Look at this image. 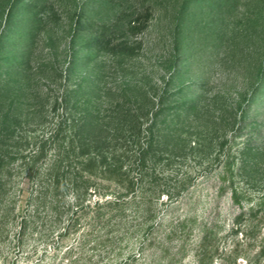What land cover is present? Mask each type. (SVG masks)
<instances>
[{
  "label": "rangeland",
  "instance_id": "1",
  "mask_svg": "<svg viewBox=\"0 0 264 264\" xmlns=\"http://www.w3.org/2000/svg\"><path fill=\"white\" fill-rule=\"evenodd\" d=\"M5 114L0 151L20 155L50 157L93 120L92 138L131 165L153 132L150 173L173 196L158 202V239L174 230L175 264H198L206 234L212 264H261L264 0H0ZM16 225L0 264H62Z\"/></svg>",
  "mask_w": 264,
  "mask_h": 264
},
{
  "label": "trees",
  "instance_id": "2",
  "mask_svg": "<svg viewBox=\"0 0 264 264\" xmlns=\"http://www.w3.org/2000/svg\"><path fill=\"white\" fill-rule=\"evenodd\" d=\"M10 120L5 114L0 127L14 133ZM94 127L87 120L69 140L57 135L50 157L45 146L25 155L0 151V236L17 221L21 244L35 237L42 255H61L62 264H175L174 230L158 239V202L173 196L150 173L153 132L129 165L113 141L92 138ZM17 177L28 181L27 192L16 189ZM208 240L206 234L196 251L198 264L214 260ZM259 242L254 260L264 264V236Z\"/></svg>",
  "mask_w": 264,
  "mask_h": 264
}]
</instances>
